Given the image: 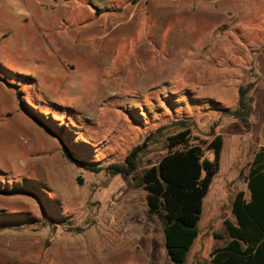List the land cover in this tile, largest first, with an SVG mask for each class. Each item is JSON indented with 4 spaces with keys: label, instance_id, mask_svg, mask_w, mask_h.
Masks as SVG:
<instances>
[{
    "label": "rangeland",
    "instance_id": "1",
    "mask_svg": "<svg viewBox=\"0 0 264 264\" xmlns=\"http://www.w3.org/2000/svg\"><path fill=\"white\" fill-rule=\"evenodd\" d=\"M35 116L103 167L145 141L137 172L186 126L210 158L221 134L186 264L208 261L264 145V0H0V264H172L146 191L71 163Z\"/></svg>",
    "mask_w": 264,
    "mask_h": 264
},
{
    "label": "trees",
    "instance_id": "2",
    "mask_svg": "<svg viewBox=\"0 0 264 264\" xmlns=\"http://www.w3.org/2000/svg\"><path fill=\"white\" fill-rule=\"evenodd\" d=\"M238 92V104L233 114L248 130L252 112L248 87L240 86ZM35 119L55 135L64 157L71 163L91 172L105 169L111 175L130 176L135 187L145 190L148 213L157 216L162 224L169 259L172 264H186L188 252L198 234L197 222L201 217L203 198L220 167L221 134L214 135L207 143V149L212 153L210 158L201 146L189 143L190 127L186 126L167 136L168 151L156 163L137 172L138 157L146 146L145 141L135 145L122 162L103 167L72 148L63 131L64 125H51L43 116H35ZM153 136L150 133L147 139ZM246 187L248 194L238 190L232 198L231 212L235 220H223L228 239L224 244L214 246L209 260L199 264H264V145L259 146L248 165ZM216 235L223 237L222 234Z\"/></svg>",
    "mask_w": 264,
    "mask_h": 264
},
{
    "label": "crops",
    "instance_id": "3",
    "mask_svg": "<svg viewBox=\"0 0 264 264\" xmlns=\"http://www.w3.org/2000/svg\"><path fill=\"white\" fill-rule=\"evenodd\" d=\"M134 16V15H133ZM133 16H131L130 17V19L129 20H131L132 18H133ZM116 28H114L113 30H115ZM131 30H132V28L131 27H128V28H126V31L127 32H131ZM174 45V44H173ZM76 50H78V49H76ZM81 51H83L84 53H86V55L88 54L89 55V53H90V51L91 50H89V49H86V48H84V49H80ZM89 50V51H88ZM79 51V50H78ZM103 53H105V54H101L102 52ZM99 52H101V53H99ZM100 54H101V56H100ZM107 54V52H105V50H100V51H98V52H96V54H95V56L96 57H94V59L93 60H95V61H97V60H105V58H106V55ZM98 55V56H97ZM146 74L145 72H144V70H140V69H137L136 71H135V76H137V75H140V74ZM136 80V78H132L130 81H129V83L130 84H133V83H136L135 82V80ZM138 83H140V84H143V83H145V79L144 78H141V80H136Z\"/></svg>",
    "mask_w": 264,
    "mask_h": 264
},
{
    "label": "bare ground",
    "instance_id": "4",
    "mask_svg": "<svg viewBox=\"0 0 264 264\" xmlns=\"http://www.w3.org/2000/svg\"><path fill=\"white\" fill-rule=\"evenodd\" d=\"M88 51H89V50H88ZM99 51H100V50H99ZM101 52H102V51H101ZM101 52H99V53H101ZM101 54H105V53L102 52ZM101 54H100V56H101ZM87 55H88V54H87ZM97 56H98V55H97ZM95 57H96V56H95ZM106 57H107V56H106ZM99 62H100V61H99Z\"/></svg>",
    "mask_w": 264,
    "mask_h": 264
}]
</instances>
